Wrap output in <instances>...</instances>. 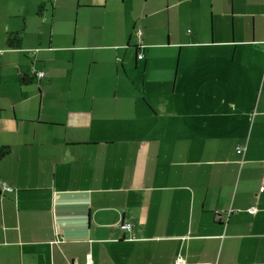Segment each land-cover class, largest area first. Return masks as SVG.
Listing matches in <instances>:
<instances>
[{
  "label": "crops",
  "instance_id": "1",
  "mask_svg": "<svg viewBox=\"0 0 264 264\" xmlns=\"http://www.w3.org/2000/svg\"><path fill=\"white\" fill-rule=\"evenodd\" d=\"M128 1L0 0V264H264V0Z\"/></svg>",
  "mask_w": 264,
  "mask_h": 264
},
{
  "label": "rangeland",
  "instance_id": "2",
  "mask_svg": "<svg viewBox=\"0 0 264 264\" xmlns=\"http://www.w3.org/2000/svg\"><path fill=\"white\" fill-rule=\"evenodd\" d=\"M143 4V2H141ZM135 5H132L128 0L124 3L116 0L115 3L112 0H109L107 6L99 11L103 13L101 18H97L95 21L85 20L79 23L78 32L80 33H93L95 40L91 41V44H100V45H108L113 41L110 39V35L116 39V42H122L125 38H128L127 32L131 26V18L130 12L136 9ZM84 11V10H82ZM90 22H94L95 27L91 29L89 24ZM151 26L147 31V36L151 38L152 36L157 35L159 32L162 34L160 38L153 39L152 42L164 43L169 38L168 33V22L164 19L152 18L150 19ZM101 24V25H99ZM69 24V31L71 30ZM76 24L74 23V30ZM142 27V25H141ZM138 26L136 29H140ZM143 30V27L141 28ZM73 32V31H70ZM130 32L133 34L132 27L130 28ZM136 31H134L132 41L136 45L140 43L139 37L136 35ZM164 51V57H151L149 67H167V65H172L177 62V53L173 49L165 48L161 49Z\"/></svg>",
  "mask_w": 264,
  "mask_h": 264
},
{
  "label": "built area",
  "instance_id": "3",
  "mask_svg": "<svg viewBox=\"0 0 264 264\" xmlns=\"http://www.w3.org/2000/svg\"><path fill=\"white\" fill-rule=\"evenodd\" d=\"M136 33H137V36H138L139 39H140V43L138 44L137 47H138L139 49L142 50V53H139V54H138V59L141 60V59L144 58L143 51L146 49V47H145V45L143 44V41H142V39H141V36H142L141 29H138V30L136 31ZM36 77H37L38 79H42V78L45 77V74L42 73V72H39V73H36ZM237 153L240 154V155H242V154L244 153V148H243V147H239V148H237ZM0 187H2V189H3L4 191H8V192H11V191H12V189L9 188L5 183H0ZM260 192H264V186H262V187L260 188ZM249 212H250L251 214H255V213H256V208H255V207H252V208L250 209ZM121 229H122L123 231H125L126 233H130V232H131V226H130L129 224H123V225L121 226ZM88 264H90L89 258H88ZM178 264H185V263H184V260H183V259H179Z\"/></svg>",
  "mask_w": 264,
  "mask_h": 264
},
{
  "label": "trees",
  "instance_id": "4",
  "mask_svg": "<svg viewBox=\"0 0 264 264\" xmlns=\"http://www.w3.org/2000/svg\"><path fill=\"white\" fill-rule=\"evenodd\" d=\"M43 10L42 7H40V12ZM21 33H9L7 36V41H6V45L7 48L9 49H16L19 48L22 42V38H21ZM32 77L28 76V75H24L22 77H20V83L22 84H28L31 82ZM9 152V148H0V160Z\"/></svg>",
  "mask_w": 264,
  "mask_h": 264
}]
</instances>
